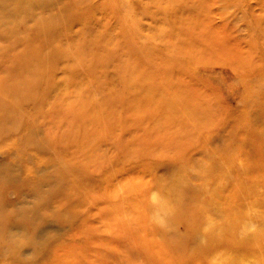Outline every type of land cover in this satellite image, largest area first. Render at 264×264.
<instances>
[{"label":"rangeland","instance_id":"rangeland-1","mask_svg":"<svg viewBox=\"0 0 264 264\" xmlns=\"http://www.w3.org/2000/svg\"><path fill=\"white\" fill-rule=\"evenodd\" d=\"M49 1L0 28V264H264V0Z\"/></svg>","mask_w":264,"mask_h":264},{"label":"bare ground","instance_id":"bare-ground-1","mask_svg":"<svg viewBox=\"0 0 264 264\" xmlns=\"http://www.w3.org/2000/svg\"><path fill=\"white\" fill-rule=\"evenodd\" d=\"M17 1V0H16ZM77 1V0H76ZM87 1V0H86ZM19 2H21L20 4L23 6V10L25 9H27L28 8V10H29V13L28 14H26V17L27 18H30V17H32L33 15L30 13L31 12V8L33 9V7H35V8H39V6L41 5V6H44V8H46L47 10H45V14H48V13H50L51 11H52V8H51V6H49L48 5V3L50 2L49 0L48 1H45L44 3H42V2H38V3H36L37 2V0H19ZM81 2H83L82 0H79L78 2H76V4H77V6L80 4V5H82L81 4ZM15 3V0H0V28H3V26L1 25V23L2 22H7V20L9 21V20H12L13 21V13L14 12H12V9H11V6L13 5ZM21 9V10H22ZM59 13V12H58ZM3 15V16H2ZM18 16H16L15 17V19L17 18ZM43 19L44 17L42 16V14H39V19ZM37 19V18H36ZM52 19V18H51ZM22 20V19H21ZM94 26H90L89 24H83V31L81 32V39H82V37L84 36L85 38H89L90 40H92V38H94V34H90V33H92L93 31H94V28H93ZM0 32H3V31H1L0 30ZM84 34V35H83ZM1 35H5L4 34V32L3 33H1ZM123 35H125V34H123ZM6 36H8V35H6ZM80 39V40H81ZM122 41L124 42V37L123 38H121V36H119L117 39L116 38H109V39H106L105 41H104V43H103V41H101V44H107V43H110V42H115V44L116 45H118L119 47H121V50L123 51V52H126V49H124V46H123V44H122ZM71 42V41H70ZM69 42V43H70ZM91 42V41H90ZM89 42V43H90ZM73 45V44H72ZM89 46H91V44L89 45ZM123 46V47H122ZM69 47H70V44H69ZM76 48V47H75ZM74 48V49H75ZM117 48V47H116ZM78 49V48H77ZM128 49H129V51H131L132 50V48H129L128 47ZM71 50H72V48H71ZM68 51H70V48L68 49ZM67 54H68V52H66ZM63 164V163H62ZM64 165V164H63ZM10 166V165H9ZM6 170H7V173H8V171H12V172H15L16 171V169H14V167H6L5 168ZM53 170H50L49 171V173H50V176H49V178H48V180L47 181H49V182H56L57 180H59L60 178H58V176L59 177H67L68 176V178H69V171L68 170H66V168H64V170L62 171V168H60V166H58V164H56L55 165V168H52ZM41 171V170H40ZM11 175H9V176H4V177H2V179H3V181H6L7 183L8 182H18V179H19V177L17 176V174H13V173H10ZM67 179V178H66ZM17 184V183H16ZM61 186V185H60ZM1 191V190H0ZM0 195H2L1 194V192H0ZM3 209V208H2ZM53 212H56V211H53ZM43 223V222H42ZM4 225V226H3ZM42 225L44 226V224H41V226H39V227H37V228H35V232L36 233H39L40 231H41V229H42ZM7 226V224L6 223H0V229H3L4 227H6ZM33 234H34V232H33ZM0 240H2V237H0Z\"/></svg>","mask_w":264,"mask_h":264}]
</instances>
